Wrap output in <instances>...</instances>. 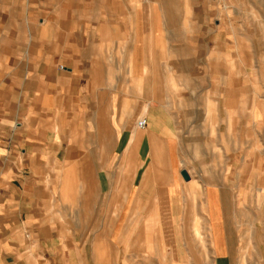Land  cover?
I'll return each mask as SVG.
<instances>
[{
    "label": "crops",
    "instance_id": "1",
    "mask_svg": "<svg viewBox=\"0 0 264 264\" xmlns=\"http://www.w3.org/2000/svg\"><path fill=\"white\" fill-rule=\"evenodd\" d=\"M237 4L0 0V264L264 260V23Z\"/></svg>",
    "mask_w": 264,
    "mask_h": 264
},
{
    "label": "rangeland",
    "instance_id": "2",
    "mask_svg": "<svg viewBox=\"0 0 264 264\" xmlns=\"http://www.w3.org/2000/svg\"><path fill=\"white\" fill-rule=\"evenodd\" d=\"M237 15L238 20L241 24L246 25L254 23L259 26L260 23H264V0H238ZM258 33L260 35L262 34L259 30ZM256 203L259 205L264 204V193L262 191V188H259L258 192L256 193L253 221L254 226H263L264 214L260 215V213L256 211ZM255 230L256 229L254 228L253 231L255 232ZM260 230L264 231L259 228L258 231L260 232ZM249 236L250 235H248V237ZM245 238L247 237H241V240H243L244 242L242 245L243 251L240 255L241 259L239 260V264H264V260L262 259V254L260 252L259 245L256 243V239H251V242L248 239L250 243H247L248 241Z\"/></svg>",
    "mask_w": 264,
    "mask_h": 264
},
{
    "label": "built area",
    "instance_id": "3",
    "mask_svg": "<svg viewBox=\"0 0 264 264\" xmlns=\"http://www.w3.org/2000/svg\"><path fill=\"white\" fill-rule=\"evenodd\" d=\"M145 125H146V119L145 118H142L138 121V126L145 127Z\"/></svg>",
    "mask_w": 264,
    "mask_h": 264
},
{
    "label": "water",
    "instance_id": "4",
    "mask_svg": "<svg viewBox=\"0 0 264 264\" xmlns=\"http://www.w3.org/2000/svg\"><path fill=\"white\" fill-rule=\"evenodd\" d=\"M182 175L184 176V178L186 179V180H189V174H188V172L187 171H185V170H183L182 171Z\"/></svg>",
    "mask_w": 264,
    "mask_h": 264
}]
</instances>
